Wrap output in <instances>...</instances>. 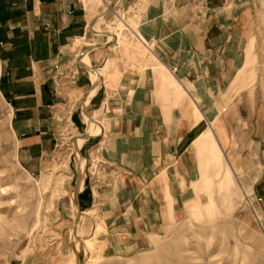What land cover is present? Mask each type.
Returning <instances> with one entry per match:
<instances>
[{"label":"crops","instance_id":"1","mask_svg":"<svg viewBox=\"0 0 264 264\" xmlns=\"http://www.w3.org/2000/svg\"><path fill=\"white\" fill-rule=\"evenodd\" d=\"M260 13L264 0H146L138 32L184 99L152 69L124 73L109 89L91 80L89 70L108 60V41L90 35L99 8L86 0H0V86L18 162L39 173L64 131L83 142L78 151H101L99 177L80 185L78 204L99 215L104 258L146 250L196 198L195 143L240 88L249 26ZM83 40L88 44L80 48ZM189 100L202 116L198 124ZM233 102L242 154L253 150L261 167L252 191L264 215V95ZM98 113L103 124L93 121L99 132L90 133L89 117Z\"/></svg>","mask_w":264,"mask_h":264},{"label":"rangeland","instance_id":"2","mask_svg":"<svg viewBox=\"0 0 264 264\" xmlns=\"http://www.w3.org/2000/svg\"><path fill=\"white\" fill-rule=\"evenodd\" d=\"M86 1L99 8L90 35L101 37L97 43L108 41V60L89 70L92 81L109 89L124 73L142 75L152 69L167 91L187 97L138 32L146 0ZM117 14L126 23L116 39L111 34L116 32ZM249 39L240 88L225 98L228 103L218 106L219 117L209 121L207 131L195 143L201 173L194 185L196 199L168 219L164 233L153 237L150 247L126 259L101 257L93 250L94 240L89 248L83 245L93 238L101 220L96 210L80 215L85 209L78 204V193L87 178L99 177L101 151L83 148L80 152V138L60 132L54 154L42 170L35 175L27 172L18 162L8 117L11 111L0 86V264H264V215L252 191L261 167L253 150L242 154L245 137L237 129L241 122L233 102L244 96L256 101L264 95V13L250 23ZM87 44L86 40L77 43L80 48ZM189 104L193 122L198 124L202 116L190 100ZM93 115L89 131L98 133L95 122L103 124L101 113ZM209 131H214L220 143L221 158L213 154L215 141L207 138ZM223 180L228 185L222 186Z\"/></svg>","mask_w":264,"mask_h":264},{"label":"bare ground","instance_id":"3","mask_svg":"<svg viewBox=\"0 0 264 264\" xmlns=\"http://www.w3.org/2000/svg\"><path fill=\"white\" fill-rule=\"evenodd\" d=\"M92 1V0H91ZM99 19V18H98ZM104 19V18H103ZM101 20V19H100ZM123 23H126L125 21L123 22V19H122V17H120L118 14H117V16H116V21H114L113 22V24H117L116 25V32L115 33H112L111 35L114 37V38H118L119 36H120V33H118V32H120L121 30H122V28H121V25L123 24ZM110 27V26H109ZM98 29H101L100 28V26H98ZM110 39H112V38H110ZM105 67H106V65H105ZM104 67V68H105ZM98 76V75H97ZM99 78H101V76L99 75V77H96V79L98 80ZM197 92V91H196ZM10 116H11V112H10V114H9V119H10ZM208 137V139H210L212 142H216V145H215V142H214V150H213V154L217 157V158H221V154H222V150L220 149V143H219V141H218V139H217V137H216V135H215V133H214V131H209V132H207V134H206ZM206 137V136H205ZM214 139V140H213ZM81 144H82V142H81ZM229 170H230V173H233V170H231V167L229 168ZM82 173V172H81ZM234 174V173H233ZM221 185L222 186H226V185H228L227 184V181L226 180H223L222 181V183H221ZM99 195V194H98ZM199 195V194H198ZM99 197V196H98ZM196 199V198H195ZM202 206V205H201ZM91 212L92 211H85V212H83V213H81L80 215L81 216H85V214L86 213H88V214H91ZM103 230H104V228H103V224L102 223H100L99 225H97V227H96V230H95V233H94V236H93V238L92 239H90V240H86L85 242H83V245L85 246V248L86 247H88V245L89 244H91V241L92 240H94L95 242H94V248H93V250H95L96 251V253H100L101 254V257H103L102 256V253H103V249H102V247H98V235L99 234H101L102 232H103ZM161 243V242H160ZM106 245V244H105ZM95 246H97V247H95ZM104 246V245H103ZM89 248V247H88ZM101 248V249H100ZM105 248H106V246H105ZM71 256V258L74 256L73 254H71L70 255ZM235 257H236V254L234 255V260H235ZM233 260V259H232ZM233 260V261H234Z\"/></svg>","mask_w":264,"mask_h":264}]
</instances>
